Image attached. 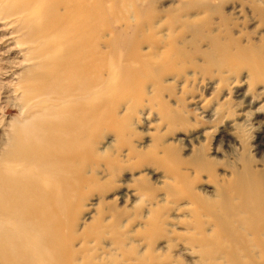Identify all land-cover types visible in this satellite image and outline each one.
Wrapping results in <instances>:
<instances>
[{"label": "bare ground", "instance_id": "obj_1", "mask_svg": "<svg viewBox=\"0 0 264 264\" xmlns=\"http://www.w3.org/2000/svg\"><path fill=\"white\" fill-rule=\"evenodd\" d=\"M114 2L0 0V15L15 17L9 22H17L24 30L21 44L28 46L24 58L28 64L17 83L23 93L22 111L10 125L0 154V264H98L104 260L92 256L86 244L91 237L100 238L98 228L107 226L96 222L80 230L75 202L86 183L85 167L97 163L98 128L114 126L118 86L114 75L121 76L120 85L128 78L127 90L140 86L141 94L149 83L152 95L146 102L156 104L161 119L168 123L185 119L179 107L173 109L161 98L166 89L171 92L163 84V67L179 75L181 66L189 63L191 74L207 75L242 63L264 85V0H177L159 10L155 0H131L134 10L120 18ZM228 4L232 8L225 11ZM255 17L256 24L245 30L247 21ZM258 30L262 33L257 34ZM177 64L180 67L172 69ZM134 95L128 102L139 101ZM116 116L117 130L127 128L123 114ZM257 138L258 144L264 141V126ZM163 149L176 156L173 146ZM188 159L176 161L211 168L202 146ZM227 168L229 175L215 179L210 195L192 188L167 194L205 217L180 222L189 234L185 239L189 249L199 247L203 252L198 263L168 253L173 229L157 228V209L151 208L131 218L128 225L142 222L149 238L163 232L166 251L158 254L143 237L144 250L139 252V243L124 247L128 235L119 231L106 242L120 252L122 262L114 259V264H264V162L258 166L243 152ZM177 178H187L186 173H176ZM141 184L140 189L147 188ZM121 214L115 210L116 230ZM142 233L135 231L132 241Z\"/></svg>", "mask_w": 264, "mask_h": 264}, {"label": "rangeland", "instance_id": "obj_2", "mask_svg": "<svg viewBox=\"0 0 264 264\" xmlns=\"http://www.w3.org/2000/svg\"><path fill=\"white\" fill-rule=\"evenodd\" d=\"M130 2L131 0H126L122 4L121 0H115L117 17H126L128 11L134 10L130 7ZM176 3L177 0H155L154 7L159 10ZM140 6L146 8L143 1ZM231 8L232 5L228 4L224 10L229 11ZM245 12L248 15L247 9ZM143 16L144 14L139 15V19H143ZM238 17L241 22L242 17ZM13 19V16L5 19L0 15V154L5 148L10 125L22 111L20 99L23 93L17 83L28 64L24 60L28 46L21 44L24 30L17 22H9ZM256 20V17L249 19L244 29H252ZM137 22L142 24L141 21ZM259 33L262 31L258 30L257 34ZM257 34L253 39L257 38ZM179 67L177 64L172 69ZM163 69L166 70L162 78L163 84L170 87L171 92L166 89L161 98L171 108L179 107L177 110L182 112L184 121L168 123L161 119L157 105L146 102L152 95L149 83L141 94L140 86L134 85L127 90L130 87L128 78L125 77V84L120 85L121 76L114 75L118 82L114 95V101L117 102L113 106L114 126L108 128L101 125L98 128L95 142L97 163L91 168L85 167L86 183L77 193L79 195L75 202L80 230L84 226L91 227L96 222L107 226L101 225L98 228L100 238L91 237L86 244L92 256L104 257L98 264H114V259L122 262L118 257L120 252L106 243L115 233L128 235L124 247H129V242L139 243V252L144 250L147 245L140 242L143 237L158 254L166 251L167 237L163 232L155 233L149 238L148 229L145 230L147 227L142 222L134 226L128 225L131 218L142 216L151 208L157 209V228L167 231L173 229V235L170 236L172 240L168 241L171 245L168 253L184 262L198 263L203 252L199 247L189 249L185 240L189 234L184 231V225L180 222L205 217L201 213L193 214L186 207L185 201L175 202L167 194L173 193L171 190L181 193L182 190L192 188L197 193L210 195L216 187L215 179L227 177V166L236 162L243 152H248L257 160L258 166L264 162V141L257 143L259 130L264 126V85L253 78L254 74L246 66L241 63L233 70L220 74L211 70L207 75L191 74L193 71L189 63L181 66L179 75L165 67ZM218 78H222V81H218ZM125 90L127 91L124 92ZM133 94L139 101L128 102ZM116 114H123L127 128L117 130ZM109 122L110 120L103 123ZM120 135H123L121 140ZM164 145L173 146L176 156L166 154ZM200 146L211 160L210 170L176 161L178 158L188 159ZM191 158L193 157L189 159ZM184 172L187 178L175 180L176 173ZM141 182L146 185V189L139 188ZM180 205L181 209L177 207ZM115 210L122 212V217L118 218L122 220L119 230L113 228ZM169 222L173 225H169ZM135 231L143 233L132 241ZM76 244L74 243V247L78 246Z\"/></svg>", "mask_w": 264, "mask_h": 264}]
</instances>
